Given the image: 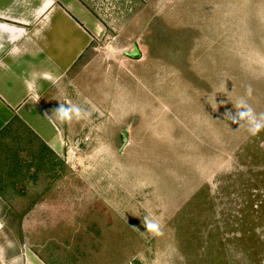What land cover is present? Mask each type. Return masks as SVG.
Returning a JSON list of instances; mask_svg holds the SVG:
<instances>
[{"label": "rangeland", "instance_id": "obj_1", "mask_svg": "<svg viewBox=\"0 0 264 264\" xmlns=\"http://www.w3.org/2000/svg\"><path fill=\"white\" fill-rule=\"evenodd\" d=\"M89 1L106 36L52 104L90 115L62 122L61 162H33L3 261L264 264V130L223 117L241 97L264 113V0Z\"/></svg>", "mask_w": 264, "mask_h": 264}, {"label": "crops", "instance_id": "obj_2", "mask_svg": "<svg viewBox=\"0 0 264 264\" xmlns=\"http://www.w3.org/2000/svg\"><path fill=\"white\" fill-rule=\"evenodd\" d=\"M97 13L89 0H0V235L9 215L22 214L12 200L40 186L33 162H61L65 153L62 122L45 115L56 109L53 97L76 66L86 68L105 38ZM8 251L0 253V264L13 259ZM35 259L27 264H43Z\"/></svg>", "mask_w": 264, "mask_h": 264}, {"label": "clouds", "instance_id": "obj_3", "mask_svg": "<svg viewBox=\"0 0 264 264\" xmlns=\"http://www.w3.org/2000/svg\"><path fill=\"white\" fill-rule=\"evenodd\" d=\"M251 95L252 88L249 86L246 90V96L250 98ZM233 105L235 108V113L233 114L231 110H226L223 113L225 121H231L232 124L239 125L238 129L246 127L248 133L253 137L257 136L262 130H264V113L258 115L252 106L247 102L245 97L239 98V100ZM89 115L90 113L82 109L80 106L71 102H65L60 103L58 108L53 110L51 116H47V114L45 116L50 120L54 117L60 122L67 123L72 122L73 120L79 121L86 119ZM142 223L146 229L145 232L153 235L162 234L160 225L157 221L145 217Z\"/></svg>", "mask_w": 264, "mask_h": 264}, {"label": "water", "instance_id": "obj_4", "mask_svg": "<svg viewBox=\"0 0 264 264\" xmlns=\"http://www.w3.org/2000/svg\"><path fill=\"white\" fill-rule=\"evenodd\" d=\"M128 58L135 59L140 56L139 49L137 48V45L135 43L132 44V50L130 52H125L124 54ZM123 143L125 144L126 138L125 135H122Z\"/></svg>", "mask_w": 264, "mask_h": 264}]
</instances>
